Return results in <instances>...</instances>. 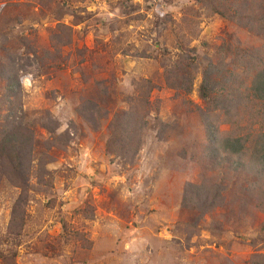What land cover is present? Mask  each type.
<instances>
[{
    "label": "rangeland",
    "instance_id": "rangeland-1",
    "mask_svg": "<svg viewBox=\"0 0 264 264\" xmlns=\"http://www.w3.org/2000/svg\"><path fill=\"white\" fill-rule=\"evenodd\" d=\"M256 20L264 0H0V125L19 106L34 140L24 188L0 179V264H264V189L205 136L247 110L199 94L210 66L247 81Z\"/></svg>",
    "mask_w": 264,
    "mask_h": 264
},
{
    "label": "trees",
    "instance_id": "trees-1",
    "mask_svg": "<svg viewBox=\"0 0 264 264\" xmlns=\"http://www.w3.org/2000/svg\"><path fill=\"white\" fill-rule=\"evenodd\" d=\"M221 15L223 14L221 13ZM234 21H237L236 15ZM256 22L264 38V22L262 20L260 22L256 20ZM258 52L259 55H254L253 50L248 51L246 49L242 53H235L234 55L238 60L245 63L238 76H241L242 73L246 74V79L249 81L247 85L246 81L233 86L235 85L234 81L225 79L224 75L219 81L214 80L210 73L215 71V66H210L203 75L199 94L202 98H207L212 91L214 92L218 88L219 98L223 93V106L226 109L238 104V102L246 108L247 111L244 114L246 119L242 117L241 120H238L237 112L231 113L227 110L226 123L230 128L228 131L221 132L217 127L206 122L205 136L206 140L212 144V158L223 157L224 159L226 157L234 169L249 168L264 189V53ZM224 57L225 55H223V59ZM219 64L221 65V63ZM0 69L2 70V65ZM179 83L177 79H174L173 87L177 88L174 84L178 85ZM6 86L9 93L14 95L13 90L15 87H20V82L16 80ZM217 101L218 99L214 102L217 103ZM218 102L220 103V101ZM3 104L5 105V102ZM8 104L7 109L14 107V103ZM127 104L130 118L135 120L141 117L144 107L133 99H129ZM16 109L21 111L19 106L13 108L11 115L5 118L0 125V179L5 178L13 186L24 188L26 181L20 158H29L34 150L32 147L34 140L31 138L32 133L21 123H18L22 116L18 113L16 115ZM243 122H245L244 125ZM117 130L118 128L115 127L114 131ZM5 167L10 169L8 172L11 174V180L5 175Z\"/></svg>",
    "mask_w": 264,
    "mask_h": 264
}]
</instances>
